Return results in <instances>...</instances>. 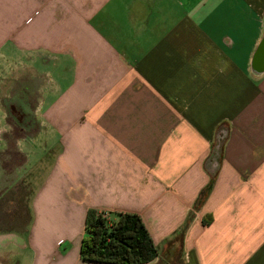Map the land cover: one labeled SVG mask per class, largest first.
Masks as SVG:
<instances>
[{"label":"crops","instance_id":"obj_1","mask_svg":"<svg viewBox=\"0 0 264 264\" xmlns=\"http://www.w3.org/2000/svg\"><path fill=\"white\" fill-rule=\"evenodd\" d=\"M263 39L264 0H0V98L29 115L0 128V204L29 213L0 264L77 239L81 263L88 209L137 214L148 264H264Z\"/></svg>","mask_w":264,"mask_h":264},{"label":"trees","instance_id":"obj_2","mask_svg":"<svg viewBox=\"0 0 264 264\" xmlns=\"http://www.w3.org/2000/svg\"><path fill=\"white\" fill-rule=\"evenodd\" d=\"M115 217L116 220L105 211L88 209L79 249L81 261L96 264H148L155 259L157 247L141 218L127 212L115 213ZM210 220L211 217L207 222Z\"/></svg>","mask_w":264,"mask_h":264},{"label":"rangeland","instance_id":"obj_3","mask_svg":"<svg viewBox=\"0 0 264 264\" xmlns=\"http://www.w3.org/2000/svg\"><path fill=\"white\" fill-rule=\"evenodd\" d=\"M1 105V104H0ZM5 117V110L2 106H0V128H4V119ZM3 132L5 130L0 131V137H2ZM13 138V137H12ZM11 138V140H12ZM3 156V155H2ZM1 156V157H2ZM3 158V157H2ZM1 158V159H2ZM13 194H16L14 198L10 196V198L16 199L19 201V204L14 206L13 209L11 208V205H3L5 201H7L6 197L3 199V203L0 204V216H7V215H14L16 216L13 218L12 223L14 226H4V224L0 223L1 229H21L23 230L25 228V224L28 221V209H27V189L25 188H17ZM4 208L7 209V211H4ZM13 211V212H12ZM78 242L79 239L76 241L74 240H59L58 242L54 243H44L42 244L44 250L46 253L48 251L52 253V262L55 263H64L63 264H73L74 261H78ZM66 255V259H62L63 257L61 255ZM78 264H82V262Z\"/></svg>","mask_w":264,"mask_h":264},{"label":"flooded vegetation","instance_id":"obj_4","mask_svg":"<svg viewBox=\"0 0 264 264\" xmlns=\"http://www.w3.org/2000/svg\"><path fill=\"white\" fill-rule=\"evenodd\" d=\"M0 104L5 110V117L3 119L5 127L11 126L13 120L18 121L19 123L21 121L25 122V118L29 116L26 110V106L19 96H16L14 98L11 97L0 98ZM21 132L22 131H19L18 133ZM12 137H13L12 132L5 130L1 138L5 142H9Z\"/></svg>","mask_w":264,"mask_h":264},{"label":"water","instance_id":"obj_5","mask_svg":"<svg viewBox=\"0 0 264 264\" xmlns=\"http://www.w3.org/2000/svg\"><path fill=\"white\" fill-rule=\"evenodd\" d=\"M264 66V39L259 44L254 57V68L260 70Z\"/></svg>","mask_w":264,"mask_h":264}]
</instances>
